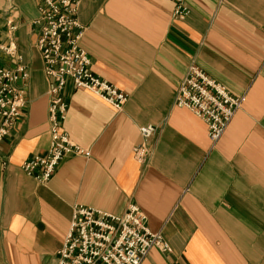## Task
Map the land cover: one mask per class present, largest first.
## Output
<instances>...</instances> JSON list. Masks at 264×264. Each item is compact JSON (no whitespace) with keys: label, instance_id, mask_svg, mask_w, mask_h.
Wrapping results in <instances>:
<instances>
[{"label":"crops","instance_id":"0c3cea01","mask_svg":"<svg viewBox=\"0 0 264 264\" xmlns=\"http://www.w3.org/2000/svg\"><path fill=\"white\" fill-rule=\"evenodd\" d=\"M79 0L88 69L127 95L118 110L66 79L62 128L88 151L40 183L21 169L49 144L35 0H0V45L15 42L26 103L0 142V264H55L76 205L121 214L134 203L170 250L140 264H264V0ZM8 21L15 25L8 31ZM0 64L14 60L0 51ZM240 98L219 138L174 104L189 65ZM153 128L142 163L138 128Z\"/></svg>","mask_w":264,"mask_h":264},{"label":"built area","instance_id":"2783aa9c","mask_svg":"<svg viewBox=\"0 0 264 264\" xmlns=\"http://www.w3.org/2000/svg\"><path fill=\"white\" fill-rule=\"evenodd\" d=\"M37 28L35 46L43 71L49 79L47 88V129L49 144L44 155H31L21 162V169L40 183L46 182L59 161L69 154L87 156L62 128L66 102L62 97L66 79L74 88L85 89L118 110L127 95L93 74L89 59L79 46L81 26L76 19L79 0H35ZM171 16L182 18L188 8L185 0H171ZM15 25L8 21V31ZM0 51L14 60L12 67L0 64V142L25 106L24 82L27 70L20 62L15 42L0 45ZM174 104L188 108L206 125L207 136L214 143L240 104L223 85L208 77L201 69L188 66L175 94ZM140 141L132 147V158L142 163L147 155V140L153 132L150 125L138 128ZM0 162L6 160L0 156ZM157 247L170 250L158 232L150 231L145 216L134 203H128L121 214L76 205L63 241L56 250L55 264H140L147 251Z\"/></svg>","mask_w":264,"mask_h":264}]
</instances>
